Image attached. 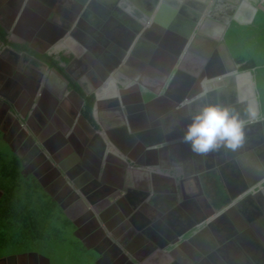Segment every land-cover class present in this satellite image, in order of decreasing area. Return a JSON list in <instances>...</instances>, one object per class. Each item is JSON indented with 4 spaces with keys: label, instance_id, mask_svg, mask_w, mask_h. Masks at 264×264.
Masks as SVG:
<instances>
[{
    "label": "flooded vegetation",
    "instance_id": "1",
    "mask_svg": "<svg viewBox=\"0 0 264 264\" xmlns=\"http://www.w3.org/2000/svg\"><path fill=\"white\" fill-rule=\"evenodd\" d=\"M260 3L0 0V160L63 212L82 248L70 264H264L256 130L206 154L183 140L191 114L219 104L205 71L227 67L222 50L175 63L181 47L251 25ZM53 260L23 251L0 264Z\"/></svg>",
    "mask_w": 264,
    "mask_h": 264
},
{
    "label": "trees",
    "instance_id": "2",
    "mask_svg": "<svg viewBox=\"0 0 264 264\" xmlns=\"http://www.w3.org/2000/svg\"><path fill=\"white\" fill-rule=\"evenodd\" d=\"M226 41L241 72L256 69L254 75L264 115V4H259V13L251 25L230 28ZM48 59L53 61L51 57ZM91 106L89 103L85 112L92 120ZM16 163L14 168L9 161L0 160V187L4 190L0 204V257L37 251L50 256L57 264L62 260L70 264L82 248L70 233L69 221L61 210L50 208L52 201L44 204L41 185L35 180L27 182L20 164Z\"/></svg>",
    "mask_w": 264,
    "mask_h": 264
},
{
    "label": "water",
    "instance_id": "3",
    "mask_svg": "<svg viewBox=\"0 0 264 264\" xmlns=\"http://www.w3.org/2000/svg\"><path fill=\"white\" fill-rule=\"evenodd\" d=\"M144 11L140 10L141 17L140 20H142L143 26H146L148 15H152V6L151 8L143 7ZM156 27V26H155ZM159 29L163 30V28ZM226 31L222 32V37L225 35ZM0 42L2 43L1 39ZM196 44L191 46V48H184L181 47L179 52H177L176 57V64L178 62H181L184 60L185 53L192 54L200 56L204 58L202 55L204 52H206V64L208 63L207 60L210 59V55L212 53H216L218 49H221L222 55H223V66L224 63L227 64V67L222 68L223 70L221 72L212 73L209 71H205V95L209 92L216 91L219 95V104L221 106H228L232 107V109H240L242 106V114H239L240 119L244 121L243 126V132L245 137H249L250 133H252V130L255 129L256 133L259 137L258 138V145H263L262 148L264 149V116L259 119V115L261 113L260 110V102L258 100V88H257V82L256 77L254 75V72L256 69H253L252 71H243L241 72L239 70V65L233 60L228 48L227 43L224 39V37L221 39L220 43H214L206 40V43L201 45ZM204 47V48H202ZM201 48V49H200ZM189 51V53H188ZM195 53V54H194ZM184 58V59H183ZM195 60V57L192 58V55H188L186 58V61L188 60ZM221 64H217V67H219ZM193 66V63H191ZM238 78H246L247 79V87L245 90L238 84ZM218 85V86H217ZM246 101V103L243 105L240 104L239 101ZM239 102V104H238ZM258 117V118H257ZM83 118V116H82ZM214 180V179H213ZM218 210V208H217ZM252 237H254L252 235Z\"/></svg>",
    "mask_w": 264,
    "mask_h": 264
},
{
    "label": "clouds",
    "instance_id": "4",
    "mask_svg": "<svg viewBox=\"0 0 264 264\" xmlns=\"http://www.w3.org/2000/svg\"><path fill=\"white\" fill-rule=\"evenodd\" d=\"M243 126L244 121L234 109L208 103L191 114V123L183 140L198 154H206L221 146L235 150L244 142Z\"/></svg>",
    "mask_w": 264,
    "mask_h": 264
},
{
    "label": "bare ground",
    "instance_id": "5",
    "mask_svg": "<svg viewBox=\"0 0 264 264\" xmlns=\"http://www.w3.org/2000/svg\"><path fill=\"white\" fill-rule=\"evenodd\" d=\"M238 84L245 90L247 87V79L246 78H238Z\"/></svg>",
    "mask_w": 264,
    "mask_h": 264
}]
</instances>
